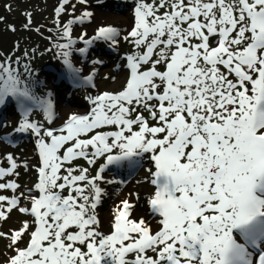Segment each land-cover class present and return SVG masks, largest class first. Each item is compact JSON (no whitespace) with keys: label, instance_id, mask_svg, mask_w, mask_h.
Instances as JSON below:
<instances>
[{"label":"snow or ice","instance_id":"snow-or-ice-1","mask_svg":"<svg viewBox=\"0 0 264 264\" xmlns=\"http://www.w3.org/2000/svg\"><path fill=\"white\" fill-rule=\"evenodd\" d=\"M77 3L84 11L62 26L68 42L55 47L71 78L91 83L68 51L72 25L95 19L89 0H62L55 13ZM131 8L129 31L108 25L79 37L88 46L132 45L126 85L89 97L90 110L60 128L29 118L30 101L53 123V99L36 97L11 60L0 62V106L20 101L14 131L35 137L39 157L37 182L24 191L16 178L30 162L8 154L0 166V192L12 193L0 194V221L13 210L32 218L0 232L13 253L2 264H264V0H133ZM145 156L155 186L147 211L159 228L136 215L141 197L129 190L104 233L105 185L124 183L108 179L109 166L137 169ZM81 159L95 175L74 163Z\"/></svg>","mask_w":264,"mask_h":264},{"label":"rangeland","instance_id":"rangeland-1","mask_svg":"<svg viewBox=\"0 0 264 264\" xmlns=\"http://www.w3.org/2000/svg\"><path fill=\"white\" fill-rule=\"evenodd\" d=\"M58 1L0 0V17H3L0 21V62L11 60L12 67L21 74L23 80L21 86H29L36 97L44 100L50 96L53 99L55 119L51 124L48 123L41 107L30 101L25 103L26 106L31 107L29 118L32 121L51 128H60L72 113L86 114L92 107L89 97H95L103 92L123 90L129 76L124 57L133 51L132 45L123 40L118 47L109 48L103 41H96L88 46L79 39L83 33H87V38L90 39L101 26H118L122 33L129 31L133 26L131 8L133 0H89L88 10L94 13L95 19L72 25V40L76 43L68 51L71 53L69 59L73 66L80 70L79 77L92 76L93 79L91 83H85L82 79L79 82L74 81L65 67L64 58L60 54L62 50L55 45L68 42L67 38H61L62 26L79 17L84 7L77 3L74 11L69 7L67 13H62L58 17L55 13L59 5ZM72 2L75 3L76 0ZM5 5H10V10L6 9ZM27 14H31L32 23L29 28L24 27L28 23ZM9 25H13L15 31L10 30ZM79 48H87L88 51L82 54L77 50ZM17 59L19 63H16ZM95 60H103L104 63L94 64ZM25 66L29 71H25ZM63 108L71 109L68 116L63 115L61 110ZM0 119H3L6 125L5 128L0 129V166L5 168L9 166L6 159L8 154H12L21 165L25 161L30 162L28 171H25L23 166L19 167V177L16 179L21 185L20 191L32 188L37 182V172L33 166L39 165V157L36 154L35 137L14 131L23 119L20 103L15 97L14 99L5 97L4 105L0 106ZM74 163L82 167H90L82 159ZM152 167V162L147 156L141 160V166L137 169L129 168L126 163L120 167L109 166L108 179L124 181V183L105 185L108 196L98 209L101 230L104 233H110L113 209L129 190L137 191L141 197L136 215L150 219L154 230L159 228V218L150 217L146 204L147 197L155 191V186L148 182L151 177L147 169ZM97 170L96 166L90 167L93 175ZM146 177L148 179H145ZM0 194L12 195L10 190ZM27 203V201L22 202V204ZM31 219L13 210L6 220L0 221V232L19 229L24 220ZM7 244V239H0V264L13 254L7 248ZM20 247H25V244H20Z\"/></svg>","mask_w":264,"mask_h":264},{"label":"bare ground","instance_id":"bare-ground-1","mask_svg":"<svg viewBox=\"0 0 264 264\" xmlns=\"http://www.w3.org/2000/svg\"><path fill=\"white\" fill-rule=\"evenodd\" d=\"M111 17V16H110ZM95 22V21H94ZM93 33V32H92ZM92 33H89V35H91ZM66 98V97H65ZM67 99H70L69 97H67ZM62 103H63V101H62V99L60 98L59 99ZM61 110H63V115L65 116V115H69V113L71 112V109L70 108H63V109H61ZM116 204V203H115Z\"/></svg>","mask_w":264,"mask_h":264},{"label":"trees","instance_id":"trees-1","mask_svg":"<svg viewBox=\"0 0 264 264\" xmlns=\"http://www.w3.org/2000/svg\"><path fill=\"white\" fill-rule=\"evenodd\" d=\"M60 1L62 2V0H59V1H58L59 4L61 3ZM13 99H14V97H13ZM15 99H16V98H15ZM18 102L20 103V101H18ZM25 103H26V102H25Z\"/></svg>","mask_w":264,"mask_h":264}]
</instances>
